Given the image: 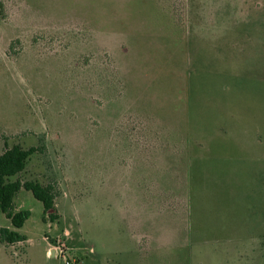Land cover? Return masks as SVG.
<instances>
[{
	"label": "rangeland",
	"instance_id": "rangeland-1",
	"mask_svg": "<svg viewBox=\"0 0 264 264\" xmlns=\"http://www.w3.org/2000/svg\"><path fill=\"white\" fill-rule=\"evenodd\" d=\"M14 144L0 264H264V0H0Z\"/></svg>",
	"mask_w": 264,
	"mask_h": 264
},
{
	"label": "trees",
	"instance_id": "trees-1",
	"mask_svg": "<svg viewBox=\"0 0 264 264\" xmlns=\"http://www.w3.org/2000/svg\"><path fill=\"white\" fill-rule=\"evenodd\" d=\"M39 150L32 146L24 148L20 144H14L5 151H0V212L4 213L13 225L0 226V241L13 244L26 239L19 229L31 215L30 210H15V197L22 189L30 190L35 198L43 203L44 215L55 220L57 216L55 185L44 184L39 181L14 179L27 168L30 157Z\"/></svg>",
	"mask_w": 264,
	"mask_h": 264
},
{
	"label": "built area",
	"instance_id": "built-area-1",
	"mask_svg": "<svg viewBox=\"0 0 264 264\" xmlns=\"http://www.w3.org/2000/svg\"><path fill=\"white\" fill-rule=\"evenodd\" d=\"M56 248H57V246H54V248H52L51 250H49V254H51V255L53 254L55 256L56 255Z\"/></svg>",
	"mask_w": 264,
	"mask_h": 264
},
{
	"label": "crops",
	"instance_id": "crops-1",
	"mask_svg": "<svg viewBox=\"0 0 264 264\" xmlns=\"http://www.w3.org/2000/svg\"><path fill=\"white\" fill-rule=\"evenodd\" d=\"M125 253H126V252H125ZM125 253H124V254H125ZM127 261H128V260H127ZM195 263H196V260L194 259L193 264H195ZM113 264H114V263H113ZM141 264H148V260L145 259V261L141 262Z\"/></svg>",
	"mask_w": 264,
	"mask_h": 264
}]
</instances>
